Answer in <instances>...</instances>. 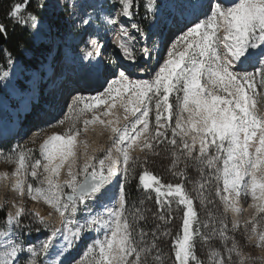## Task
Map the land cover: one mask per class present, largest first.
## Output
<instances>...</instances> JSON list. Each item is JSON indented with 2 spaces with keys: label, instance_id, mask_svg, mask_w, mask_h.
<instances>
[{
  "label": "snow or ice",
  "instance_id": "1",
  "mask_svg": "<svg viewBox=\"0 0 264 264\" xmlns=\"http://www.w3.org/2000/svg\"><path fill=\"white\" fill-rule=\"evenodd\" d=\"M206 2L207 10H205ZM66 6L71 9L73 27L81 32L80 44L82 48L76 51L75 55L72 54L73 50L71 49L64 51L69 48L65 38L60 34L55 24L46 22L45 12L49 7L48 0H19L10 6L5 18L0 19V40L11 38L10 26L12 32H15L16 28H20L31 33L36 39L46 35V42L37 50L45 60H50V64L42 65L44 68L55 72L63 56L72 61L74 71L82 72L100 83L93 95H85L88 89L72 88L64 98L62 111H74L81 105L85 109H95L98 105L107 104L108 100L113 98V94L120 96L121 92L130 93L132 97H135V100L129 102L139 105L132 110V115L135 117L132 127L138 136L141 132L149 131L148 118L152 110L151 105L154 103V131L153 134L146 137L144 147L155 151L158 144L168 140V132L171 127L168 121L172 115L169 94L174 89L178 92L182 91V98L177 96L176 100L181 105V112L189 111L187 126L182 127V116L178 113L175 127H171L172 139L170 143L177 145L175 139L178 134L177 129H180L184 136H187L189 132H194L196 135L193 136L191 144L187 141L182 142L183 149L193 160L201 164L206 162V167L213 168L214 162L221 159L220 154H225L222 169L224 192L232 191L239 197L243 185L245 194H247V188L250 187L253 199H264V116H257L250 110L245 85L251 87L255 76L243 67L248 64L253 68H259L261 84H264V0H240L234 7L226 8L222 7L221 0H72ZM141 9H143L142 16ZM137 17L139 19H136ZM218 17L222 18L224 22L225 35L222 39L215 37L214 31H209ZM124 21H128V24H125ZM144 22L148 24L147 29L144 27ZM169 26H175L176 31L172 32L169 38L170 44L166 58L161 66L154 71L151 79H133L136 72L145 73L148 72V69L139 65L136 55L123 43L118 47L122 50L121 57L128 61V64H121L115 60L105 62L102 59L104 46L100 43L101 28L118 29L121 37L135 40L136 36L129 33L130 28L145 43L140 52L141 57L150 59L153 50L147 47V43L151 35L156 34L154 30L162 32L165 27ZM202 28L203 31H201ZM197 33L201 38L194 41L195 47L187 62L185 60L187 49L179 53L178 59H174L178 47L186 40H188L187 47H193V41L189 38L194 37V34ZM220 45L223 46L222 49H220ZM2 51L3 49H0V52ZM54 52L55 55H53ZM197 55L208 59L207 61L197 60ZM6 63L16 67V61L11 53H9ZM205 63L208 64L206 69L208 82L213 85L218 82L224 84L223 90L232 97L231 99L214 95L201 85ZM10 76L14 78L15 73L5 71L0 77V82L8 81ZM31 79L35 81L36 75L34 74ZM178 85L179 88H177ZM3 86L7 87L8 84L4 83ZM229 87H234L235 92H229ZM23 90V85L20 90L13 87L12 94L18 96ZM3 106L4 102L0 101V107ZM112 106L108 105V107ZM125 112H128L127 107H125ZM193 117H198V119L193 120ZM57 122L63 124L64 121L61 119ZM85 123L88 122L85 121ZM136 125H142V127L137 131ZM112 131L117 133L116 142L123 143L125 141L127 126H125L124 135L119 134L120 129L113 128ZM197 136L201 137V143L198 155H193L196 152ZM152 141H155L156 144H153ZM72 142L71 136L66 140L61 135L51 137L50 142H46L45 145V159L51 163L58 152L66 159L64 150L66 148L67 155H72ZM131 142L135 143L134 137L131 138ZM49 143L50 147H48ZM213 148L215 154L210 151ZM250 149H254V152ZM10 151L19 152V161L23 167L25 154L22 146L17 145ZM129 159L128 151L124 149L122 172L120 169L114 171L109 166L107 174H105V159H99L100 171H92L90 178L86 177L82 182L73 183L75 181L73 175L72 181L69 182L71 194L67 196V201L61 206L63 210L57 209L60 216L65 217L66 212L69 213V216L75 214L78 211V203L86 209L89 200H105L108 197L109 186L114 176L122 175L124 179L128 178L131 167ZM39 164L40 160H36L32 166L33 176L36 175L35 168ZM59 167L60 165H56L51 171L58 175ZM88 167L95 169L96 165H86L85 172L88 171ZM45 168L47 169L48 165H45ZM220 171L219 167H215L216 173ZM211 176L212 173H209V179L206 181L209 185H213ZM246 177H250V185L245 181ZM139 180L145 189H149L152 187L150 181H155L156 177H149L145 173L139 176ZM216 180H219V176L216 177ZM49 183L51 184L52 181L49 180ZM157 183L159 182L157 181ZM203 187L204 185H201V188ZM156 192L158 204L156 219L170 221L171 202H167L166 216L164 214L165 202L159 199L164 193L161 192L160 187L156 188ZM257 192H259V196H257ZM213 193L220 195L221 189L215 186ZM166 195L179 197L178 203L186 206V211L183 213L184 235L183 239L179 241L175 257L178 264H189L190 256L192 260H197V257L189 251V229L192 218L197 215L193 210V199L183 192L179 184L175 187L171 184L167 185ZM54 199L59 204V197H54ZM224 199L227 198L224 197ZM116 203L118 207L105 209L107 219L90 222L89 230L92 225H98L104 232V236L103 239L98 238L87 246L85 255L98 248L95 264H146L147 256L155 250L157 252L156 259L160 260L157 241L163 236L169 235L168 231L162 229L160 224H156L152 231L151 244L143 247L148 233L139 228L136 216L133 215L132 222H129L127 218L122 220L126 203L123 183L116 194ZM208 203L211 204L213 201L209 200ZM259 211L264 213V207H261ZM17 217L14 227H20L21 237L25 230L30 235L32 225H23V216L20 213H17ZM139 219L143 220L145 217L139 216ZM9 222L11 221L9 220ZM220 223L222 230L219 234L223 237L228 232L229 226L224 221ZM203 227L208 228L209 225L205 223ZM235 227L236 225H233V228ZM40 230L36 229L37 232ZM251 230L255 231V228ZM195 231L199 233L200 230L196 229ZM212 231H216V229L213 228ZM58 233L59 238L64 242L62 249L56 248ZM84 235L85 229L82 227L76 228L70 236L64 234L60 229H53L45 240L40 242L39 250L45 254V258H48L50 252H54L55 255L52 258H58L57 264H64L65 257L71 255L74 245L83 241ZM204 239L207 240L210 237L205 236ZM259 240L261 244H264V234L259 235ZM141 253H144L143 258ZM36 255L33 245L21 243L20 240L13 237V245L8 253V258L0 260V264H37ZM73 264H83V261L74 258ZM197 264L200 262L197 261ZM220 264H232L231 257L222 259Z\"/></svg>",
  "mask_w": 264,
  "mask_h": 264
},
{
  "label": "rangeland",
  "instance_id": "2",
  "mask_svg": "<svg viewBox=\"0 0 264 264\" xmlns=\"http://www.w3.org/2000/svg\"><path fill=\"white\" fill-rule=\"evenodd\" d=\"M71 2L72 0H48L49 7L45 12L46 22L56 25L60 34L65 38L66 44L69 46V48L64 51L70 49V42L73 41V39L81 37V32L73 27V18L70 15L71 9L66 6ZM238 2H240V0H238L237 3ZM226 5L222 4V7L226 8ZM205 10H207V7ZM136 19L139 18L137 17ZM124 23L128 24V21H124ZM174 29L175 26L167 30L165 41L167 42L168 38L167 46L162 52L159 49L160 53L158 52V44L160 43H158V41L162 32L154 30L156 34L151 35L147 43V47L153 50L152 56L150 59L148 58L149 64H146L143 62L147 59L142 58L140 55L141 49L145 46V43L137 34L132 32L130 28L129 33L130 35L136 36L135 40H130L128 37H121L118 29L106 30L101 28L100 43L104 46L102 59L105 62L115 60L120 63L121 58L118 57L114 50L115 43L117 39H119L121 43L128 44L133 54L141 59V65L149 69L148 79H151L154 71L161 66L163 60L166 58V53L170 44L169 38L171 33L176 31V29ZM203 30L202 28L201 31ZM209 31H214L215 37L222 39L225 35L223 19L218 17ZM30 37H32L35 46L41 43L44 44L47 40L46 35H43L40 39H36L32 34ZM200 38L199 33L194 34V37L189 38V40L193 41V47L188 48V40H186L178 47L176 55L173 58L178 59L179 53L187 49L185 57L187 62L193 53V48L195 47L194 41L200 40ZM172 39H174V37H172ZM222 47L223 46L220 45V49H222ZM40 48L41 47L38 49ZM25 53L27 57H32V53L28 51ZM37 54L36 59L33 58V61L29 64L24 63L20 57H17L13 58L16 61V67L9 65L10 71L17 69L21 71L22 80L18 81L16 84L19 88H21L22 85L24 86L22 96H14L8 91L1 89L0 82V101L1 99L5 100L4 106L0 107V128L8 129L14 121L18 123L22 121L26 127V133L22 136L13 132L15 134L11 135L8 139H6V136L1 137L5 140L0 141V210L7 209L8 216L12 203L17 201L22 208V223L28 224L36 218L44 229L43 231L37 232L35 235H29L28 232L24 231L21 237L20 227H14L16 220L11 224L6 220L5 225L0 228V260L8 258V253H10L13 245V237H15L20 240L21 243L31 244L35 247L37 253L35 259L37 264H41V262L42 264H48L47 261L52 252L48 254V258H45V254L40 252L39 249L40 242L45 240L49 232L53 229H60L64 234L70 236L71 232L75 231L76 228L82 227L85 229L84 239L79 244L74 245L71 255L66 256V262L67 264H73V259L76 258L82 260L83 264H95L98 248L87 255H85V253L87 252V246L91 245L98 238L103 239L104 232L100 226L92 225L91 230H89V224L91 222L90 216H98V220L102 219L100 214L101 209L97 208V205L102 204V202L89 200L86 209L78 203V211L72 216H69V213L66 212L65 217H61L57 209L60 208V210H63L61 206L67 201V195L71 194L69 182L72 181L73 175L75 176V181L73 183H79L82 182L88 174H91L92 171L99 172V159H105L104 171L105 174H107L108 167L113 165L115 159L123 163V150L127 148L130 158L129 164L131 165L129 168L130 174L127 179H124L121 175L120 180L116 183L115 193L117 194L121 183H123L126 203L122 220L127 218L129 222H132L133 215L136 216V223L139 228H142L148 233L142 245L143 247H147L151 244L153 240V227L158 223L161 224L164 222L156 219L158 210L157 187H160L161 192L164 193V195L159 197L161 201L165 202L164 214L167 216V202L170 201L171 217L176 216L180 218L182 230L179 241L183 239L184 235L183 213L186 211V206L178 203L179 197H168L166 193L167 185L169 184H163L153 173L156 170L155 165L157 163L156 160H158V152H161L162 154H171L172 165L175 170L173 172V178L175 179L166 177V180L172 183L171 185H173V187L179 184L183 192L187 193L190 199H193V210L197 215L192 218L191 227L189 229V251L196 257H198L199 254L203 264H220L222 259H228L229 257H231L232 264H264V244H261L259 240V235L264 234V213L259 211L253 216L247 215V210L245 211L244 206L246 204H251V197L249 198L247 194H245V187L243 185L240 189L241 194L239 197L236 196L235 192L223 191L222 169L225 154L221 153V159L214 162L213 168H208L206 167V162L201 164L193 160L187 155L186 150L183 149L182 142L187 141L191 144L193 136L196 135L194 132H189L187 136H184L181 130L177 129L178 134L175 139L179 147L170 143L172 139L171 127H175L178 113L182 116V127L187 126L186 122L188 121L189 111L181 112V105L178 104L176 100L177 96L182 98V91L178 92L174 89L169 94L170 103L172 104V115L168 121V124L171 126L168 132V140L158 144L155 147V151L144 147L146 137H149L154 131L155 107L153 103L148 118L149 131L146 132L147 135H145L144 138L139 134L141 139L143 138L141 143L142 147L141 149L139 146L136 148L133 146L131 148V138L137 136L132 127L135 121L132 110L139 105L130 103L129 101L135 100V97H132L130 93L124 92H122L120 96L113 94V98L108 100L107 104L98 105L95 109H85L83 105H81L75 108L74 111H62V109L58 108V102H54L50 110L53 112V114H51L49 111H45L41 105L44 101L42 95H47V102L50 99L48 94L49 86H47L44 81L39 80L41 70H46L42 64H50V60H45L39 52H37ZM53 55H55V52ZM62 59L63 56L58 64L62 63ZM196 59L207 61L208 58L199 57L197 55ZM207 67L208 64L205 63V72L201 77V85L205 86L206 91H210L214 95L231 99L232 97L223 90L224 84L218 82L213 85L208 82ZM245 69L255 76V79L251 82V87L245 85L246 95L249 97L248 103L250 110L257 116H264V84H261L260 69L251 66ZM34 74L36 75L35 81L31 79ZM47 76L50 77L51 72H48ZM0 77H2V74ZM73 86L77 87V85ZM177 88H179V85ZM71 89L72 88H70L69 91ZM87 89H89V91L93 90L91 88ZM229 92H235V88L229 87ZM4 96L6 99H3ZM59 102H61L59 105L64 104V100L61 98ZM10 103L12 104V110L9 109ZM108 105L113 106L108 107ZM31 106L34 107L33 112L29 113ZM59 107L63 108V105ZM125 107L128 108L127 113L125 112ZM137 115H139V113H137ZM125 116H127V119H125ZM61 119L64 121L63 124L57 122ZM195 119H198V117H193V120ZM85 121L88 123H85ZM125 126H127L126 139L123 143H118L116 142L117 133H113L112 129H120L119 134L123 135ZM141 127L142 125H136V130L138 131ZM98 131L101 132L100 135H98ZM55 134L66 137L67 139L71 136L74 143L73 148L76 150L77 155V158H70L66 163L63 161L65 164L62 162L56 164L60 165L58 175L51 171L52 167L56 165L48 169L45 168L46 159L43 155L44 142ZM152 143L156 144L155 141H152ZM200 143L201 137L197 136L195 143L196 152H194L193 155H198ZM17 145L22 146L25 154L23 167H21L19 161V152L10 151L11 149H15ZM35 151H37V157L34 153ZM210 151L215 154L214 148ZM250 151L254 152V149H250ZM183 158L189 160L187 161L189 167H200L202 169V173L198 176L199 178L197 180H190L185 183V179L180 177L185 171V168L182 169L180 166L183 161L180 159ZM36 160H40V164L35 168L36 175L33 176L32 166L35 164ZM91 164H95L96 168L93 169L92 167H88V171L85 172V166ZM215 167H219L221 171L216 173ZM145 173H147L149 177H156L155 181H150L152 187L149 189H145L143 183L139 180V176ZM209 173H212L211 179L213 180V185L206 183L209 179ZM217 176H219L218 181L216 180ZM49 180L52 181L51 184ZM157 181L159 183H157ZM245 181L250 185V177H246ZM201 185H204V187L201 188ZM215 186L221 189L220 195H215L213 193V188ZM249 188H247V190ZM210 193L212 194L210 195ZM116 194H114L115 203ZM54 197H59V204H57ZM224 197L227 199H224ZM209 200H212L213 203H208ZM232 208L239 209L238 213L240 215V220L234 218ZM139 216H144L145 219L141 220ZM221 221L226 222L229 226L228 232L223 237L219 234L222 230ZM205 223L209 225L208 228L203 227ZM45 225L47 226L46 228ZM233 225H236V227L233 228ZM213 228H215L216 231H212ZM252 228H255V231H252ZM196 229L200 230L199 233L195 231ZM205 236L210 237V239L205 240ZM163 237H169V235ZM57 239L58 242L63 243L59 238V233ZM4 240L7 242L3 243ZM179 241L174 245L173 249H167L168 251H166V253L162 249V246L160 248L158 245L160 260L156 259L157 252L153 250L152 254L147 256L146 264H178L175 252L178 250ZM204 244L206 246L203 249L199 247ZM141 256L143 258L144 253H141ZM197 261L198 260H192L191 256L189 257V264H197ZM54 262L55 259L52 260L51 264H54ZM66 262L64 264H66Z\"/></svg>",
  "mask_w": 264,
  "mask_h": 264
},
{
  "label": "trees",
  "instance_id": "3",
  "mask_svg": "<svg viewBox=\"0 0 264 264\" xmlns=\"http://www.w3.org/2000/svg\"><path fill=\"white\" fill-rule=\"evenodd\" d=\"M15 2H19V0H0V19L5 18V15L7 11L9 10L10 6ZM142 13H143V9H141V14ZM145 23L146 22H144V26L147 29L148 26ZM9 32L11 33V38L7 40L5 46L0 48V49H3V51L0 52V75L3 70L9 67V65L6 63L9 53H11L13 58L20 57L24 63L29 64L31 61H33V58L36 59L38 55L37 50L39 47H41L40 45H42L41 43L40 45L35 46L33 43L34 41L32 37H30L31 34L29 32L23 31L20 28H16L15 32H12V29L10 26ZM20 45H22V47H20ZM26 51L32 53V57H27L25 53ZM46 97H47L46 94L42 95V99L44 101L46 100ZM34 153L36 154V157H37L38 156L37 151H35ZM180 160H183L180 166L182 167V169L185 168L183 175L180 177L182 179L183 178L185 179V183H187L190 180L191 181L197 180L199 178L198 176H200V174L202 173V169L200 167H189V165L187 164V161L189 160H187L186 158H183ZM156 162H157L155 165L156 170L153 172L154 175L158 179H160V181L163 184L165 185L172 184L166 180V177H171L172 179H175L173 178L174 177L173 172L175 170L172 165L171 154H162L161 152H158V160H156ZM173 164H174V161H173ZM6 220H7V209L0 210V228H2L5 225ZM22 224L32 225L31 227L32 235L37 234V231H36L37 228L41 229L40 231H43L44 229L43 226L38 222V220H36V218H34V220L29 222L28 224H25V223H22ZM160 225L162 229H166L168 233H170L169 237H162L160 240H158L159 247L161 248L162 246V249L166 253V251H168L167 249L169 250L170 248L173 249L174 245L181 238V230H182L181 221H180V218L176 216H172L170 221L166 219ZM154 229H155V226L153 227V230ZM25 232H28V231L25 230ZM205 246L206 245L204 244V245H200L199 247L203 249ZM196 250H197V247H196ZM169 257H170V252H169ZM200 259H201V256L198 254L197 260L200 262V264H203V262Z\"/></svg>",
  "mask_w": 264,
  "mask_h": 264
},
{
  "label": "bare ground",
  "instance_id": "4",
  "mask_svg": "<svg viewBox=\"0 0 264 264\" xmlns=\"http://www.w3.org/2000/svg\"><path fill=\"white\" fill-rule=\"evenodd\" d=\"M68 1H71V0H68ZM237 1L238 0H222V4H224L225 3V5H226V7H234L235 6V4L237 3ZM206 7H207V4L205 5V9H206ZM147 24V23H146ZM172 26H170V28H171ZM81 38V37H80ZM165 41H166V39H165ZM167 42H168V38H167ZM167 42H164V40H163V48H161V46H160V51L161 50H165V48H166V46H167ZM164 43H165V45H164ZM119 44H121V42H120V40L119 39H117V41H116V43H115V46H114V50H115V52H116V54L118 55V57L119 58H121L122 59V64H128L129 62L128 61H126V60H124L122 57H121V55H120V53H121V49L118 47V45ZM162 44V43H161ZM127 47H129V45L128 44H125ZM130 48V47H129ZM131 51H132V49H130ZM160 53V52H159ZM147 59V63H149V60H148V58H146ZM157 60V59H156ZM144 63V62H143ZM139 65L142 67L143 65H141V63H139ZM66 67V69H65V71H63L62 69H59L58 70V72L54 75V79H55V81L59 84L60 82H63V84H65L67 81L68 82H70V83H68V85H77V87H79V88H84V89H87V88H91V89H97V88H99V86H100V83L98 82V81H96L95 79H93L92 77H90V76H87V75H85L84 73H82V72H76V71H70V73H69V67L68 66H65ZM244 68H248V67H250L248 64H245L244 66H243ZM148 69V68H147ZM71 70V69H70ZM9 73H13V72H10V70H7ZM148 71H149V69H148ZM66 77V79H64L65 77ZM82 78H87L86 80H83ZM149 78V73L148 72H145V73H140V72H136L135 73V75L133 76V79H148ZM12 76H10L9 77V80L8 81H6V83L8 84V86L7 87H4L3 86V82H2V85H1V89H4V90H8L9 92H12L13 91V87H15L16 89H18L17 88V85H16V83H14V82H12ZM63 79H64V81H63ZM78 80H79V82H80V80H81V83H79L78 82ZM5 83V82H4ZM2 86H3V88H2ZM69 89L70 88H67V90L69 91ZM93 90L92 91H89V89H88V91H86L85 92V95H93V94H95L94 92H93ZM121 94H122V92H121ZM124 94V93H123ZM3 99H6V97H3ZM1 101H3L4 102V104H5V100H2L1 99ZM59 106H62V105H59ZM4 129H2V128H0V132H2ZM98 135H100L101 134V132H99L98 131ZM125 134V132L123 133V135ZM142 136H143V138L145 137V135H147L145 132H141L140 133ZM56 135H58V134H55L54 136H56ZM53 137V136H52ZM51 138V137H50ZM50 138H48V139H46V141L44 142V144H43V155H44V157H45V155H46V152H45V145H46V142H50ZM143 138L141 139V137H140V135H138V136H135V143H132L131 142V148L134 146L135 148L136 147H138L139 146V148L141 149V147H142V145H141V143H142V140H143ZM64 139L66 140L67 138L66 137H64ZM74 143L72 142V145H71V151H72V155H67V149L65 148V150H64V152H65V156H66V159L64 158V157H62L61 156V154L58 152L57 154H56V156H55V159H53L52 161H51V163L49 162V160H45L46 161V165H48V168H51V166H54V165H56L57 163H64L63 161H65V163H66V161L68 160V159H70V158H77V155H76V150H74V145H73ZM48 147H50V143L48 144ZM121 148V147H120ZM127 149V148H126ZM129 149V148H128ZM122 161V160H121ZM64 163V164H65ZM59 165V164H58ZM55 167V166H54ZM112 168H113V170L115 171L116 169H120L121 170V172H122V170H123V168H124V164L123 163H120L119 162V160L118 159H115V161H114V163H113V165L111 166ZM47 168V169H48ZM53 168V167H52ZM120 177H121V175H117V176H114L113 178H112V182H111V185L109 186V194H108V197L107 198H105V200H103V201H101L102 202V204H99V205H97V208H100L101 209V211H100V214H101V217H102V219H107V212L105 211V209L106 208H112V207H118V204H116L115 203V201H114V194H116L115 193V188H116V183L120 180ZM244 193V192H243ZM247 196L251 199V204L249 205V204H246L245 206H244V209H245V211L247 210V215H249V216H253V215H255V214H257L258 212H259V209L261 208V207H263V205H264V199H253L252 198V196H251V190H250V188L247 190ZM257 196H259V192H257ZM97 202V201H96ZM99 210V209H98ZM238 211H239V209H234V208H232V214H233V216H234V218L236 219V220H240V215H239V213H238ZM98 212V211H97ZM17 213H22V208L20 207V204L17 202V201H14L13 203H12V206H11V209L9 210V212H8V216H7V220H8V223L9 224H11L14 220H16L18 217H17ZM89 215V214H88ZM100 216V215H99ZM97 217L98 216H90V218H91V220L90 221H93V220H98L97 219ZM88 218V217H87ZM9 220L11 221V222H9ZM97 226V225H96ZM7 241L6 240H4L3 241V243H6ZM56 248L57 249H62V248H64V242L63 243H61V242H58L57 244H56ZM55 254H54V252H52L51 254H50V258H49V260L47 261L48 262V264H51V262H52V260H53V256H54ZM66 258L67 257H65V262H66ZM57 259L58 258H56L55 259V262H54V264H57ZM64 262V263H65ZM66 264H67V262H66Z\"/></svg>",
  "mask_w": 264,
  "mask_h": 264
},
{
  "label": "water",
  "instance_id": "5",
  "mask_svg": "<svg viewBox=\"0 0 264 264\" xmlns=\"http://www.w3.org/2000/svg\"><path fill=\"white\" fill-rule=\"evenodd\" d=\"M6 42H7V40H0V48L3 47V46H5ZM87 177L90 178V174H88ZM84 180H85V178L83 179V181H84ZM69 195H70V194H69ZM67 196H68V195H67ZM66 199H67V197H66Z\"/></svg>",
  "mask_w": 264,
  "mask_h": 264
},
{
  "label": "built area",
  "instance_id": "6",
  "mask_svg": "<svg viewBox=\"0 0 264 264\" xmlns=\"http://www.w3.org/2000/svg\"><path fill=\"white\" fill-rule=\"evenodd\" d=\"M141 15H143V13Z\"/></svg>",
  "mask_w": 264,
  "mask_h": 264
}]
</instances>
